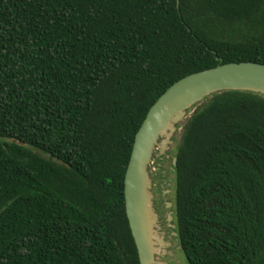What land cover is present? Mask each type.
Returning a JSON list of instances; mask_svg holds the SVG:
<instances>
[{
  "label": "trees",
  "instance_id": "obj_1",
  "mask_svg": "<svg viewBox=\"0 0 264 264\" xmlns=\"http://www.w3.org/2000/svg\"><path fill=\"white\" fill-rule=\"evenodd\" d=\"M244 62L264 64V0H0V264H141L137 134L173 85ZM182 127L188 264H264V96L216 94Z\"/></svg>",
  "mask_w": 264,
  "mask_h": 264
},
{
  "label": "water",
  "instance_id": "obj_2",
  "mask_svg": "<svg viewBox=\"0 0 264 264\" xmlns=\"http://www.w3.org/2000/svg\"><path fill=\"white\" fill-rule=\"evenodd\" d=\"M224 92H248L264 96V64H223L184 78L152 107L137 134L125 179V197L126 212L141 264H167L158 258L163 260L173 257L171 245L173 240L179 242L175 224V199L165 203L166 209H173L167 213V222L168 229L175 232L169 236L161 226V212L164 209L162 206L157 209L156 206L157 184L151 169L158 163V172L163 178L159 188L170 186L165 178L163 164L168 151L177 143V135L182 134V126L191 118L197 106ZM177 162L175 155L172 168L174 173ZM177 249L182 252V246ZM160 250L163 254H160Z\"/></svg>",
  "mask_w": 264,
  "mask_h": 264
},
{
  "label": "rangeland",
  "instance_id": "obj_3",
  "mask_svg": "<svg viewBox=\"0 0 264 264\" xmlns=\"http://www.w3.org/2000/svg\"><path fill=\"white\" fill-rule=\"evenodd\" d=\"M180 136L181 134L177 135V143L170 148L168 151V155L165 158V162L163 164V170L166 171V181L170 184V186H165L163 188H159L160 184L163 183V178L159 175L158 172V163H156L153 168L151 169L153 174L152 177L155 180V183L157 184V187L155 188V197H156V206L157 209H160L161 206L163 207V211L161 212V226L163 229V232L166 233L168 232L171 235L172 232L170 228L168 229V222H167V215L172 212L173 209H166L165 208V203L166 202H173L175 199V173L172 171L173 168V158L176 155L177 152V144L180 141ZM164 174V173H163ZM171 192V193H169ZM165 197V198H164ZM168 213V214H167ZM173 237V236H171ZM178 243L173 240V244L171 245V248H173L174 255L173 257H167L166 259L161 260L158 258L160 261H165L167 264H188L183 252L179 251L177 249ZM160 254H163V252L160 250ZM169 259H172L171 263H169Z\"/></svg>",
  "mask_w": 264,
  "mask_h": 264
},
{
  "label": "flooded vegetation",
  "instance_id": "obj_4",
  "mask_svg": "<svg viewBox=\"0 0 264 264\" xmlns=\"http://www.w3.org/2000/svg\"><path fill=\"white\" fill-rule=\"evenodd\" d=\"M172 259H169V263H171Z\"/></svg>",
  "mask_w": 264,
  "mask_h": 264
}]
</instances>
